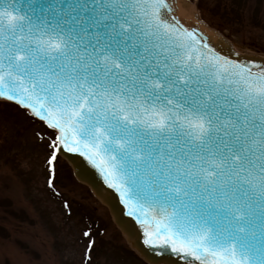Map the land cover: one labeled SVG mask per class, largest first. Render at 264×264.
<instances>
[{
    "label": "snow or ice",
    "instance_id": "1",
    "mask_svg": "<svg viewBox=\"0 0 264 264\" xmlns=\"http://www.w3.org/2000/svg\"><path fill=\"white\" fill-rule=\"evenodd\" d=\"M162 9L169 0L0 8V96L56 130L53 172L63 149L83 150L159 213L146 244L264 264V70L219 55Z\"/></svg>",
    "mask_w": 264,
    "mask_h": 264
},
{
    "label": "rangeland",
    "instance_id": "2",
    "mask_svg": "<svg viewBox=\"0 0 264 264\" xmlns=\"http://www.w3.org/2000/svg\"><path fill=\"white\" fill-rule=\"evenodd\" d=\"M193 2L238 48L264 52V0ZM54 138L0 101V264H144L58 155L53 172Z\"/></svg>",
    "mask_w": 264,
    "mask_h": 264
},
{
    "label": "water",
    "instance_id": "3",
    "mask_svg": "<svg viewBox=\"0 0 264 264\" xmlns=\"http://www.w3.org/2000/svg\"><path fill=\"white\" fill-rule=\"evenodd\" d=\"M40 2L41 0H0V8L8 7V10L15 9L17 14L34 15L31 9ZM169 4L172 11L169 12L167 9H162V19L168 23L178 22L184 28L197 31L202 35L203 42L207 43L219 55L238 60L242 64L251 65L253 72L264 70L263 54L237 51L224 35L199 18L196 7L189 0H169ZM35 14H38V9ZM0 99L12 101L28 109L32 115L44 121L50 127L42 117L36 116L32 110L19 102L2 96H0ZM59 154L70 166L75 179L85 185L94 198L107 209L113 224L121 233L126 244L143 261L148 264H205V261L190 255L173 252L170 246L158 247L145 243V228L154 230L152 217L159 213L154 212L143 201H137L134 194L122 195L123 190L119 187L122 183L121 178L119 176L106 177L105 171L101 168V158L97 157L95 162H93L84 154L83 150L80 152H69L67 149H63ZM104 167L106 168L107 165H104ZM110 179L112 183L109 182ZM113 183L117 186L113 187ZM139 205H143V207ZM142 220L148 221V223H142ZM209 259L211 258L209 257Z\"/></svg>",
    "mask_w": 264,
    "mask_h": 264
},
{
    "label": "trees",
    "instance_id": "4",
    "mask_svg": "<svg viewBox=\"0 0 264 264\" xmlns=\"http://www.w3.org/2000/svg\"><path fill=\"white\" fill-rule=\"evenodd\" d=\"M200 4V3H199ZM202 8V7H201Z\"/></svg>",
    "mask_w": 264,
    "mask_h": 264
}]
</instances>
